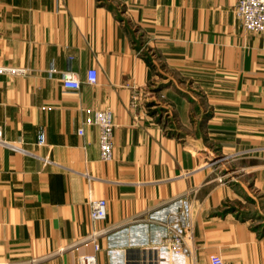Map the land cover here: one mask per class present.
Segmentation results:
<instances>
[{
	"label": "crops",
	"instance_id": "1",
	"mask_svg": "<svg viewBox=\"0 0 264 264\" xmlns=\"http://www.w3.org/2000/svg\"><path fill=\"white\" fill-rule=\"evenodd\" d=\"M235 2L0 0V64L24 69L0 74L18 146L0 147V264H264V33ZM85 107L112 113L110 160ZM90 197L106 199L95 223ZM187 226V249L162 243Z\"/></svg>",
	"mask_w": 264,
	"mask_h": 264
},
{
	"label": "built area",
	"instance_id": "2",
	"mask_svg": "<svg viewBox=\"0 0 264 264\" xmlns=\"http://www.w3.org/2000/svg\"><path fill=\"white\" fill-rule=\"evenodd\" d=\"M234 15L242 22L243 27L246 30L253 32L264 33V0H236L233 9ZM24 72L23 68L14 66H8L0 64V74H18ZM97 79V71L94 67H89L86 71L85 80L87 83L93 84ZM62 86L70 89H78L80 86V80L72 71H66L61 78ZM83 124L96 125L98 129V144L100 159L107 161L112 158L113 153V119L112 113L109 109H94L91 107H85ZM78 134L83 133V126L77 128ZM46 141L45 132L43 128H40L37 133L36 143L44 144ZM5 146L11 149L18 148L17 145L8 141L3 136V131L0 126V147ZM224 156H219L215 160H212L210 164H214L219 159L222 160ZM42 163L47 164L51 162L48 155L41 157ZM87 179H90V176ZM222 176L220 177V179ZM89 207V219L92 223L101 220L106 215V199L102 197H90L88 199ZM97 231L93 230L90 234V238L95 239ZM192 238V227L187 226L182 231H176L168 235L163 244L173 252H181L187 249L189 242ZM94 248H98V244L94 243ZM78 264H96V256L93 253L82 254L78 257ZM209 264H224L223 259L217 253L209 255Z\"/></svg>",
	"mask_w": 264,
	"mask_h": 264
},
{
	"label": "rangeland",
	"instance_id": "3",
	"mask_svg": "<svg viewBox=\"0 0 264 264\" xmlns=\"http://www.w3.org/2000/svg\"><path fill=\"white\" fill-rule=\"evenodd\" d=\"M170 80L168 79H165V82L160 81V83H168ZM158 86V85H157ZM156 87V86H155ZM156 92L158 91V95L156 96L157 97V100L158 101H155L154 103H159L160 102H166L167 104L166 105H169L170 103L166 101V98H165V95L163 92H161L158 88H156L155 90ZM169 108H167V106L165 107H161L159 110H160V113H161V116H163V118L160 120V124H162L168 131H170L171 129H173L175 127V124L173 123V121H171L170 119V114L169 113ZM223 156V155H221ZM225 157V156H224Z\"/></svg>",
	"mask_w": 264,
	"mask_h": 264
}]
</instances>
